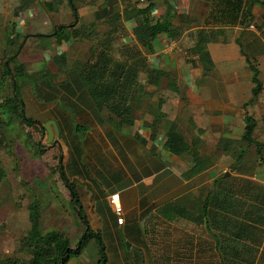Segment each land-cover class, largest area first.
Instances as JSON below:
<instances>
[{
    "label": "crops",
    "instance_id": "1",
    "mask_svg": "<svg viewBox=\"0 0 264 264\" xmlns=\"http://www.w3.org/2000/svg\"><path fill=\"white\" fill-rule=\"evenodd\" d=\"M85 1L93 4V20L95 11L103 3L97 6L96 0ZM223 1L215 0L211 7V0H157L151 13L156 17L166 11L182 15L184 21L177 23L182 31L174 37L160 33L154 39L158 48L153 43L148 53L140 49L145 54V66L160 68L164 75L150 83L141 71L145 81L142 84L138 81L132 89L130 123L120 122L106 107L96 105L78 68L66 69L65 78L55 85L56 94L51 97L60 107L45 106L46 110L55 108L51 117L56 129L53 141L61 147V173L77 190L90 227L101 234L106 264H153V258L145 254L151 248V235L162 237L160 245L163 246L170 241L172 246L188 244L192 248L188 229L184 230L187 237L183 241L175 238L179 235L177 230L174 235L168 234L170 228L157 234L153 232L147 226L151 213L162 218L164 224L184 219L190 229L203 219L210 232V246L221 251L220 264H264V139L261 140L264 132L260 152L255 149L256 162L249 176L241 174L242 167H239L241 163L245 165L242 161L245 151L237 158L244 147L241 134L245 116L257 121L258 114L264 121V27L260 21L264 5H252L253 19L248 24L223 25L204 19L205 12L208 17L220 12ZM120 10L126 28L121 37L129 40L126 36L131 26L133 39L131 43L123 42V46L125 49V46H138L133 28L139 15L131 6L127 9L122 6ZM156 10L159 12L155 13ZM128 12L129 19L125 16ZM203 33H209L208 40ZM197 40L198 50L203 53L201 57L199 51L186 49H191ZM246 57L256 63L262 82V89L255 97H252L254 84ZM164 78L167 79L165 88L172 92L173 98L151 101L148 99L150 85L161 88L160 79ZM172 127L185 139V131L190 130L193 149L199 154L198 144L205 141L225 156L234 157L229 163L234 165L229 170H237L234 177L224 179L228 174L220 175L218 160L207 155L210 164L204 171L209 173V179L205 182V194L197 193L200 173L185 176L193 164L190 153H171L163 146ZM254 132L255 128L253 136ZM231 178L236 179L231 192H227L229 188L224 183ZM114 193L121 204L122 224H117L116 214L108 202L107 197ZM168 205L177 212L170 219L162 214V208ZM198 214L203 217L198 218ZM82 226L84 229L83 223ZM122 237L131 242L129 251L133 255L129 258L122 249ZM249 250H252L253 263H246Z\"/></svg>",
    "mask_w": 264,
    "mask_h": 264
},
{
    "label": "rangeland",
    "instance_id": "2",
    "mask_svg": "<svg viewBox=\"0 0 264 264\" xmlns=\"http://www.w3.org/2000/svg\"><path fill=\"white\" fill-rule=\"evenodd\" d=\"M20 1L22 0H0V66L12 55H14L15 63H10L11 67L19 64L23 65L26 78L17 80V83L20 85L25 114L37 119L44 127L46 122L53 121L51 117L55 110V108L46 110L45 106L51 105V107L54 106L57 109L60 107V103L51 97L56 92V83L60 84L65 78L66 69H72L75 66L76 69L79 68L82 62L89 58L92 51L91 47L97 44V41L95 42L89 37L90 35L84 36L83 32L87 29L90 30L87 25L92 20L91 13L94 9L92 7L93 4L89 1L87 3L85 0H73V5L76 9V12H74L73 6L66 0H62L60 4H54L56 9L52 7L51 10H48L43 4L47 0H35L30 6H26L24 10H16ZM148 1L157 3V0H133L131 5L122 6L125 9L131 6L136 10ZM110 2L113 3V0ZM211 2L212 7V5H215V0H211ZM96 3L97 6H100L103 1L96 0ZM122 6H120V9H122ZM158 12L156 10L155 13ZM128 15L129 12L125 15L129 19L131 16ZM204 16V19L208 18L207 12H205ZM152 17H156V14L153 13ZM74 19L76 20L74 27L79 29L80 32L77 36L70 34V38L64 47H58L52 35H47L46 37L38 36V34H51L55 28L60 25L67 26ZM173 19H176V16ZM204 19L201 18L200 21L204 22ZM70 28L67 26L65 32H69ZM17 31L20 32L19 37L15 39L8 37L7 32L12 35ZM102 31V29H99L100 33ZM130 33L131 26L128 28L126 36L129 40H124L121 36V38L111 39L112 43L109 52L115 59H123V42L126 43L128 41V43H131L133 41ZM156 42L157 40L153 41L155 48H158L159 46ZM62 48L66 51L68 61L64 66H59L53 62L52 57L56 53L61 52ZM97 49L98 47L95 45L92 53L97 51ZM142 72L147 76L146 71L142 70ZM141 74L140 72L138 77L139 84L145 81L142 78L144 75ZM160 81L163 82L161 83V88H155L150 85L152 90L149 92L148 99L151 101L157 98H165L166 100L173 98L172 92L165 88L167 79H160ZM3 83L0 91V102H3V98L11 92L10 78L8 76L5 77ZM144 84H147V82ZM57 94L60 100V91ZM143 95L145 97L146 92ZM256 117L257 121L253 137L263 141L264 138H261V135L264 132V121H261V117L258 114ZM49 126L54 132L52 123ZM186 132L184 133L187 136L186 141L191 145V132L190 130ZM0 136L4 140L0 146V163L6 171V176L0 181V260L6 257L28 258L27 253L20 250L19 245L20 239L29 228L27 205L33 199H36L40 204L41 231L45 232L49 229L61 230L70 238L71 245H74L82 233L83 226L76 217L75 211L71 208L68 190L65 188L60 175L61 147L58 142H54V144L52 141H47L48 133L45 127L41 131L38 124L34 123V125L29 126L19 119H11L0 130ZM243 145L245 146L244 142ZM194 148L197 149V147ZM198 148L202 156L207 157V155H210V159L218 160L220 165L219 174L228 173L227 176L223 177L224 179H228L230 176L234 177L233 174L237 170L235 169L236 172L229 170L230 168L234 169V165H229L234 157L225 156L220 149L209 147L205 141L199 143ZM207 151L211 152L208 153ZM242 156V161H245V165L241 163L239 166L240 168L242 167L241 174L246 173L249 176L253 172L256 162L254 160L257 156L255 146L246 147ZM208 179L209 173L205 171L201 172L197 178L198 184H200L197 193L201 196L205 194V182ZM235 179L227 180L224 186L229 189L233 188ZM216 189L221 190L222 188L216 187ZM252 201L249 200L248 202ZM202 217L200 216V218ZM149 218L147 226L153 228V232L156 231V234L161 233L165 228H170V230H167L168 234L174 235V231L177 230L179 235L175 238H180L183 241L187 237V235L183 234L185 233L184 230L188 229L191 233L189 237L192 248H188V244H183L184 247H180L179 244L172 246L169 243L170 241L166 242L167 246H163L160 245L162 237L151 235V248L145 254L147 257L153 258V264H220L221 251L210 246L211 236L208 234L210 232L204 226L203 219L199 220L198 225H192L190 229L187 225L189 223L184 219H177L172 224H164L163 219L155 213H151ZM180 230H182V234ZM130 244L131 242L128 238L122 237V249L125 254L127 253L128 258L133 255V252L129 251L132 250ZM207 247L211 248L207 249ZM251 253L252 250H249L250 257L246 260V263H253L254 257ZM159 254L162 256L161 258L158 256ZM97 259V244L92 238L83 246L80 253L71 256L67 263L97 264Z\"/></svg>",
    "mask_w": 264,
    "mask_h": 264
},
{
    "label": "trees",
    "instance_id": "3",
    "mask_svg": "<svg viewBox=\"0 0 264 264\" xmlns=\"http://www.w3.org/2000/svg\"><path fill=\"white\" fill-rule=\"evenodd\" d=\"M35 0H22L17 6L16 10H24L26 6H30ZM104 0L103 5L98 7L94 13V18L87 25L84 36L90 35L92 40L98 49L94 53L95 45L91 47V53L86 61L82 62V65L78 68L79 75L82 82L87 88L88 93L94 99L96 105L99 108L106 107L108 111L117 116L120 122H128L131 120V107L129 102L132 100V89L138 84V74L142 70H146L148 80L153 83L157 78L164 75V72L160 68L148 69L145 66V54L140 50V47L145 53L152 51L153 40L160 34L166 33L169 36H176L180 34L181 27L177 23L184 21L182 15L170 14L167 11L161 15V17H152V9L155 3L148 1L145 5L136 9L135 11L139 16L136 17V25L133 28V34L137 40L136 44L125 46L127 49H123V59H115L109 52L112 38H118L125 35L126 28L124 24V18L121 14L120 5H131L133 0ZM62 0H47L43 4L51 10L53 5L60 4ZM69 2L76 12L73 0H66ZM224 5L221 6L220 12H215L209 16V22H216L219 24L234 25L237 23L248 24L253 19L251 7L253 4L259 3L264 5V0H224ZM218 9V10H219ZM167 10V7H166ZM176 16V21H173ZM76 17V16H75ZM215 20V21H214ZM261 24L264 27V13L261 15ZM76 20L67 25L70 28L69 32H65L66 25H60L57 31L52 35L55 42L61 47H64L70 38V34L77 36L80 32L75 28ZM99 29L103 31L100 33ZM212 30H210L211 32ZM209 32V33H210ZM209 33H203L204 39L208 40ZM8 37L15 39L20 36V32L9 35ZM38 36L46 37L45 35L38 34ZM7 37V38H8ZM212 38V37H211ZM198 41L191 47L190 50L199 51V57L203 55L201 50H198ZM205 55L207 53H204ZM53 62L59 66H64L68 61L66 51L63 50L56 53L52 57ZM13 61V62H10ZM248 67L251 72V81L254 84L252 88V97L258 95L262 89V82L259 79V71L256 63L246 57ZM10 63L14 62V55L10 56L7 61H4L0 66V91L4 84L3 81L6 76L10 78L11 92L8 96L3 98V102H0V130L4 128L11 119H19L26 125L38 124L41 131L44 127L37 119H33L26 116L24 109V101L20 92V85L17 80L25 79V72L22 64L10 66ZM76 68V66L74 67ZM128 119V120H127ZM127 120V121H126ZM256 125V121L253 117L245 116V126L241 134L245 146L237 154V158L242 155L244 148L255 146L256 152L259 153L262 147V143L253 137V131ZM3 139L0 136V146L3 143ZM163 146L166 150L175 154L190 153L193 164L189 170L185 173V176L190 177L195 174L203 172L209 166L208 157H204L199 152L194 151L192 144L190 145L186 139L180 135L173 127L169 131ZM41 150V149H39ZM60 166V163H59ZM60 168V167H59ZM62 181L69 191L71 208L77 214L80 222L83 223V232L79 235L74 245H71L70 238L65 232L57 229H49L45 232L41 231L40 218L41 210L40 204L36 199H33L27 205L28 208V220L29 228L25 235L20 239V250L27 253V259H21L18 257H6L0 260V264H67L69 258L73 255L80 253L83 246L90 239H94L97 244L98 259L97 264H106L107 256L105 252V245L102 240L99 231L93 230L83 210L82 203L77 190L73 184L61 173ZM6 176V171L0 163V181ZM216 192V189L214 190ZM231 192V189L226 190ZM206 205L204 206V212H206ZM178 208V207H177ZM183 209L180 210L181 213ZM178 212V213H180ZM177 212L171 210L170 205L167 208H162V214L167 218H172ZM201 215H198V218Z\"/></svg>",
    "mask_w": 264,
    "mask_h": 264
},
{
    "label": "built area",
    "instance_id": "4",
    "mask_svg": "<svg viewBox=\"0 0 264 264\" xmlns=\"http://www.w3.org/2000/svg\"><path fill=\"white\" fill-rule=\"evenodd\" d=\"M107 198H108V202L112 206L113 211L116 214L117 224H122L123 223L122 209L116 193L110 194Z\"/></svg>",
    "mask_w": 264,
    "mask_h": 264
},
{
    "label": "water",
    "instance_id": "5",
    "mask_svg": "<svg viewBox=\"0 0 264 264\" xmlns=\"http://www.w3.org/2000/svg\"><path fill=\"white\" fill-rule=\"evenodd\" d=\"M57 29H58V27L55 28L54 31H53L51 34L55 33V32L57 31ZM51 34H43V35L47 36V35H51ZM50 123H52V125H53V127H54V129H55V125H54L53 121L46 122V123L44 124V127L46 128L47 133H48L47 141H48V142H51V141H52V143H54V141H53V131H52L51 127L49 126ZM55 130H56V129H55ZM227 174H228V173H225L224 175H227Z\"/></svg>",
    "mask_w": 264,
    "mask_h": 264
}]
</instances>
